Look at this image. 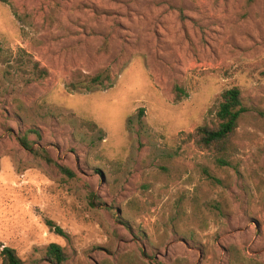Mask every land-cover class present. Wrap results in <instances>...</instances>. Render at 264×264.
<instances>
[{"label": "rangeland", "instance_id": "rangeland-1", "mask_svg": "<svg viewBox=\"0 0 264 264\" xmlns=\"http://www.w3.org/2000/svg\"><path fill=\"white\" fill-rule=\"evenodd\" d=\"M231 88L247 111L217 167L189 136ZM50 244L64 264H264V0H0V252L52 264Z\"/></svg>", "mask_w": 264, "mask_h": 264}, {"label": "trees", "instance_id": "trees-1", "mask_svg": "<svg viewBox=\"0 0 264 264\" xmlns=\"http://www.w3.org/2000/svg\"><path fill=\"white\" fill-rule=\"evenodd\" d=\"M38 76L45 78L49 73L45 69H38ZM73 79L83 78L80 83L71 84L73 90L89 91L94 87H100L106 84L111 78L109 69L102 68L94 76H88L75 72L72 75ZM172 94L174 102H180L186 97L185 91L177 85H173ZM247 109L243 104L241 92L237 88H231L224 91L214 108L215 122L209 125L197 127L189 138L194 146L200 152H207L213 156L214 163L217 167H229L231 159L236 153L234 139L238 130L239 124L242 121ZM92 130H96L94 124H86ZM36 135L35 132H30ZM22 146L28 151L32 157L39 159L47 164H53L50 155L41 148H33V146L22 138L20 140ZM66 175L72 177V173L66 168H60ZM54 232L59 236H65L64 232L52 225ZM47 259L52 264H64L67 261V255L63 249L56 245L50 244L46 249ZM1 264H24L17 252L9 247H4L0 252Z\"/></svg>", "mask_w": 264, "mask_h": 264}]
</instances>
